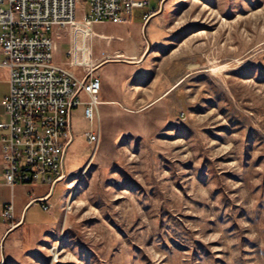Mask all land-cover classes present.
Returning <instances> with one entry per match:
<instances>
[{"label": "rangeland", "instance_id": "rangeland-1", "mask_svg": "<svg viewBox=\"0 0 264 264\" xmlns=\"http://www.w3.org/2000/svg\"><path fill=\"white\" fill-rule=\"evenodd\" d=\"M162 13L159 58L180 82L167 128L123 138L108 166L85 163L77 139L51 211L37 203L26 223L55 217L6 264H264V0ZM8 91L2 75L0 104Z\"/></svg>", "mask_w": 264, "mask_h": 264}, {"label": "built area", "instance_id": "built-area-1", "mask_svg": "<svg viewBox=\"0 0 264 264\" xmlns=\"http://www.w3.org/2000/svg\"><path fill=\"white\" fill-rule=\"evenodd\" d=\"M147 5L137 0H0V71L7 72L9 85L1 102L8 121L0 120L7 185L41 183L52 189L65 177L66 154L74 141L72 112L85 106V117L97 119L100 77L89 73L78 79L57 65L53 33L74 26L80 8L90 25L121 24ZM85 136L97 147L99 133ZM42 208L50 211L48 204ZM14 211L7 204L2 217L12 221Z\"/></svg>", "mask_w": 264, "mask_h": 264}, {"label": "crops", "instance_id": "crops-1", "mask_svg": "<svg viewBox=\"0 0 264 264\" xmlns=\"http://www.w3.org/2000/svg\"><path fill=\"white\" fill-rule=\"evenodd\" d=\"M137 1H147L148 5L133 10L125 23L90 25L83 21L85 10L80 8L74 26L57 30L52 35L57 65L78 79L89 73L101 79L97 119L90 122L85 117V106L75 109L71 115L74 141L67 154L77 139L84 138L87 148L92 149L91 153H85V163L111 165L119 158L118 146L123 138L157 137L170 122V95L180 82H171L167 64L159 58L162 45L159 40L163 33V13L160 11L165 0ZM105 26L111 27L112 32L105 33L102 30ZM2 75L6 81L5 70L0 71V78ZM82 98L88 100L85 95ZM0 120L8 121L2 104ZM87 132L99 133L97 147L87 141ZM2 134L0 130V264H6V257L9 260L11 252L27 249L26 234L41 229L48 219L55 217L51 212L49 218L39 225L26 223L27 212L37 203H41L42 210V204L51 206L58 184L53 192L49 186L44 191L35 192L29 189L32 184L7 185L1 155ZM43 198L46 199L41 202ZM7 204H13L15 208L12 221L2 217Z\"/></svg>", "mask_w": 264, "mask_h": 264}, {"label": "water", "instance_id": "water-1", "mask_svg": "<svg viewBox=\"0 0 264 264\" xmlns=\"http://www.w3.org/2000/svg\"><path fill=\"white\" fill-rule=\"evenodd\" d=\"M162 8H163V6H162ZM162 8H161V9H162ZM56 185H57V184H56ZM56 185L53 186V188H52V192L54 191V188L56 187Z\"/></svg>", "mask_w": 264, "mask_h": 264}, {"label": "trees", "instance_id": "trees-1", "mask_svg": "<svg viewBox=\"0 0 264 264\" xmlns=\"http://www.w3.org/2000/svg\"><path fill=\"white\" fill-rule=\"evenodd\" d=\"M41 202H43V201H41Z\"/></svg>", "mask_w": 264, "mask_h": 264}]
</instances>
